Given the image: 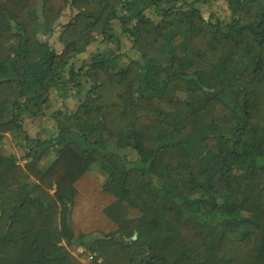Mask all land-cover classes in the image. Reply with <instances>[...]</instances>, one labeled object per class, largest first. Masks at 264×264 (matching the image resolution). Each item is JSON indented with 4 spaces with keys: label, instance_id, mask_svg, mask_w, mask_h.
I'll return each instance as SVG.
<instances>
[{
    "label": "trees",
    "instance_id": "1",
    "mask_svg": "<svg viewBox=\"0 0 264 264\" xmlns=\"http://www.w3.org/2000/svg\"><path fill=\"white\" fill-rule=\"evenodd\" d=\"M220 1L0 0V264H264V0Z\"/></svg>",
    "mask_w": 264,
    "mask_h": 264
},
{
    "label": "rangeland",
    "instance_id": "2",
    "mask_svg": "<svg viewBox=\"0 0 264 264\" xmlns=\"http://www.w3.org/2000/svg\"><path fill=\"white\" fill-rule=\"evenodd\" d=\"M202 10L204 11V14L206 16H209L211 11L219 12L222 14V16H225L227 14V11H228L227 5L224 4V1H222V0L218 3L211 4L209 6H202ZM73 14L74 13L70 9H67L64 12V14L60 20L61 23L62 24L67 23L72 18ZM59 29H60V27L57 26L55 34H53L52 36H45L44 39H49L50 43L55 47V49L60 51L62 49V44L60 43V41L58 39ZM103 45H100V46H103ZM97 47H99V46L94 45L89 50L94 51ZM124 50L128 51L129 55L131 54V56L133 55V57H136L134 55V52H132L131 45L128 41H126V46L124 47L123 51ZM124 62H127V60L125 59ZM52 104H54L56 108L62 107L63 109H66L67 107L68 108L75 107L77 104V101L74 100L73 98H69V99L65 100V99H63V98H61L55 94L53 96V99H52ZM52 127H53V124L49 120L48 117H45L43 120H40V121L39 120H33L29 114L25 117V128L27 129V131L32 136L40 135L42 137H47V136L52 134L51 133ZM3 143H4L5 148L9 152L15 154L16 156H18L22 160L23 150L17 146L16 141L14 140L13 136H8L4 140ZM132 158H135V156L132 155ZM80 249L81 248H79L76 252V255H78V256H79ZM79 257H82V256H79Z\"/></svg>",
    "mask_w": 264,
    "mask_h": 264
},
{
    "label": "built area",
    "instance_id": "3",
    "mask_svg": "<svg viewBox=\"0 0 264 264\" xmlns=\"http://www.w3.org/2000/svg\"><path fill=\"white\" fill-rule=\"evenodd\" d=\"M79 253L83 254L82 259H83L84 262H91V261L95 260V258H96L95 254H93L90 251H87L84 248H81Z\"/></svg>",
    "mask_w": 264,
    "mask_h": 264
}]
</instances>
